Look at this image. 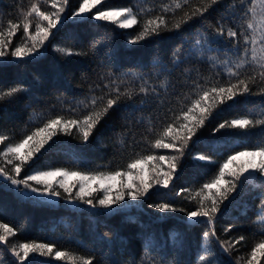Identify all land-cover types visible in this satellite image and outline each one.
<instances>
[{"label": "trees", "instance_id": "obj_1", "mask_svg": "<svg viewBox=\"0 0 264 264\" xmlns=\"http://www.w3.org/2000/svg\"><path fill=\"white\" fill-rule=\"evenodd\" d=\"M81 2L68 0L62 14L66 19L53 30L41 49V56L30 60L9 57L0 61V89L7 90L21 82L25 88L16 97L0 102V134L9 137L0 143V151L8 143L19 142L31 134L35 127H42L48 118L60 115L81 119L88 111L84 105L90 104L93 97L114 98L117 87L121 93L131 88L134 94L121 97L87 142L75 129L72 135L58 134L54 137L55 144L50 142L47 150L22 167L20 178L33 170L54 167L70 171H126L133 159L177 155L171 149H154L155 140L164 127L191 106L201 88L236 81V77L227 73L225 62L232 65L240 58L250 61L252 45L244 41L245 35L252 34L247 29V21L252 19L253 7L259 14L264 0H217L203 15L182 23L179 30L161 31L158 36L136 44L129 41L142 31L147 19L164 15L165 19L179 21L185 12L199 8L205 0H187V3L184 0H107L103 6H97L101 10L113 6L132 8L138 23L126 29L92 19V14L73 18L71 12ZM177 2L182 4L180 9L163 11L165 5L174 8ZM34 3L41 11H55L52 0H0V30L6 33L9 21L22 25ZM221 25L225 31L222 36L217 35ZM229 28L237 32L235 40L226 35ZM22 37L20 28L12 37L9 51L14 50ZM57 47H70L83 54L63 57L56 51ZM238 71L242 79L255 77L252 93L238 96L234 102L214 111L193 137L194 142L185 149L168 188L155 187L140 200L126 197L120 204L104 210L93 209L81 201H69L63 193L56 203L21 196L11 187H4L0 180V223L16 230L7 243L0 242V264H18L10 249L33 241H55L54 252L91 257L92 264H201L202 255L215 257L212 264H246L251 249L264 239V221L260 220L264 215V179L257 176L238 186L211 223L189 222L183 212L165 215L152 207L175 199L176 207L194 210L186 196H194L218 172L219 164L227 155L233 154V150H244L242 145L264 141V125L248 130L224 129L212 134L213 128L226 119L245 115L264 119V77L258 75L262 70L249 62ZM142 86L147 88L146 93L139 92ZM196 154L210 155L212 162L194 161L192 156ZM155 164L168 170L167 163L152 161L147 165L149 175ZM0 166L7 171L12 168L2 156ZM181 189L189 191L176 195ZM99 195L102 193H94ZM230 225L231 231L225 232ZM213 229L215 236L203 235ZM240 236L245 240L235 243ZM217 237L233 243L230 253L220 250ZM38 262L72 264L56 259L54 253L50 257H37L31 264ZM259 264H264V257Z\"/></svg>", "mask_w": 264, "mask_h": 264}, {"label": "snow or ice", "instance_id": "obj_2", "mask_svg": "<svg viewBox=\"0 0 264 264\" xmlns=\"http://www.w3.org/2000/svg\"><path fill=\"white\" fill-rule=\"evenodd\" d=\"M105 3H107V0H82L78 8L71 12V16L79 18L92 14V19L111 22L124 29L138 23L137 14L133 13L132 8L113 6L101 10V8L97 7L103 6ZM184 3H187V0H184ZM215 3H217V0H205V3H202L199 8L185 12L181 19L175 22L165 19L164 15L147 19L142 31L129 43L136 44L145 38L158 36L161 31L179 30L182 23H187L193 17L203 15ZM67 4L68 0H62V3L60 0H52V7L55 11H41L40 7L34 3L30 11L25 14L22 25L9 21L7 32L0 30V61H4L9 57L17 60H30L41 56V49H44L45 42L53 35V30L58 29V25H62L64 19H66L62 14L65 12ZM181 7L182 4L177 2L174 8L165 5L163 11H175V9H180ZM93 9L97 10L93 13ZM251 16L252 19L247 21V29H250L252 34L251 36H244L245 43L250 42L252 45L250 61L240 58L232 65H227V62H225L227 73L229 76L236 77V81L234 83L229 81L219 86L201 88L198 98L191 103V106L183 110L173 123L164 127L160 137L155 140L154 149H171L177 155H161L159 157L147 155L133 159L127 164L126 171H70L68 168L54 167L50 170H33L23 178H20L22 167L33 161L34 158L42 153V150H47L46 146L50 147L51 144H55L54 137L58 134L72 135L73 129H75L80 138L87 142L102 118L118 104L121 97H130L134 94V90L131 88L121 93L117 87L114 90V98L93 97L90 104H85L84 108L88 109V111L81 119H66L56 115L54 118H48L42 127H35L31 134L23 136L19 142L8 143L0 151V156L3 157L7 164L12 165L11 171H7L5 167L0 166V177L3 178V186H14L11 187V190L21 196L34 193L41 196L60 197L63 193L69 201H81L93 209L100 208L104 210L120 204L126 197L134 201L140 200L155 187L168 188L173 180L177 164L181 163L185 149L190 142H194L193 137H196L197 132L205 126L206 121L211 118L214 111L230 101L234 102L238 96L252 93V84L255 81V77L249 76L242 79L238 70L250 62L259 66L262 71L258 75L264 77V3L260 6L259 14L256 8L253 7ZM33 25L34 31H31ZM20 28L23 29L22 41L14 47V50L9 51L12 37L16 35L17 30ZM217 35H225L222 25L217 30ZM226 35L235 40L237 32L229 28ZM196 43L199 44L200 41H196ZM257 45L259 46L257 47ZM56 51L63 57L83 54L79 51H73L70 47H57ZM248 51L247 48L244 49L245 56H247ZM8 62L11 63V60ZM234 69L237 71H234ZM24 91L25 88L22 82L19 86H12L7 90L0 89V102L14 98L17 94ZM139 92L146 93L147 88L142 86ZM262 114H264V110H262ZM256 125H264V119H252L245 115L241 118L224 120L213 128L212 134L215 135L224 129L248 130ZM8 139L9 137L6 135L0 134V143ZM241 147L244 150H233V154L227 155L223 162L219 164L218 172L214 173L208 182L203 183L194 196H190V198L186 196L189 202L193 204L194 210L176 207L175 199L157 203L152 207L165 215L183 212L189 222L211 223L216 214L220 212L221 205L237 191L238 186H242L257 176L264 179V141L253 145H242ZM192 159L194 161L212 162V157L205 154L193 155ZM157 160L167 163L168 170L164 171L159 164H155L152 167L151 175H149L147 171L148 163ZM124 177H127V180L123 179ZM133 177L135 182H133ZM117 182H119V188H117ZM93 184L97 186L93 187ZM188 191L181 189L176 195L187 193ZM94 193H102V195L94 196ZM262 212H264V193H262ZM260 220L264 221V215L260 216ZM231 227L230 225L224 231H231ZM0 230H2L0 231V242L5 243H7L10 236L16 233L15 229L4 223H0ZM203 235L205 237H209V235L215 236V230L206 231ZM244 240L245 237L240 236L235 240V243H240ZM216 244L219 245L220 250L229 253L234 246L231 242L220 241L218 237L216 238ZM55 249V241L48 243L33 241L31 243H20L18 248L14 246L10 251L18 260V264H25L26 261L31 264V261L36 260L37 257H50L53 253L56 259L70 261L72 264H92L91 257L69 255L65 251L60 250L54 252ZM205 251L207 252L208 250L205 249ZM261 257H264V239H261L251 249L246 264H259ZM214 258L202 255L199 260L201 264H205V262L206 264H212Z\"/></svg>", "mask_w": 264, "mask_h": 264}, {"label": "rangeland", "instance_id": "obj_3", "mask_svg": "<svg viewBox=\"0 0 264 264\" xmlns=\"http://www.w3.org/2000/svg\"><path fill=\"white\" fill-rule=\"evenodd\" d=\"M0 180L3 182V178L0 177ZM11 187H14V186H11ZM24 196H27V197H33L35 199H38V200H41V201H44V202H47V203H56L57 202V197H50V196H47V195H37V194H34V193H28Z\"/></svg>", "mask_w": 264, "mask_h": 264}]
</instances>
